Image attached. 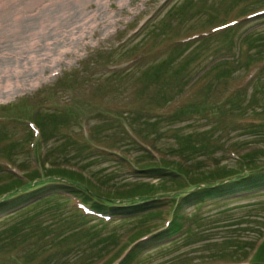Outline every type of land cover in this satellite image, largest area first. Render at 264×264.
Returning <instances> with one entry per match:
<instances>
[{"label":"rangeland","instance_id":"1","mask_svg":"<svg viewBox=\"0 0 264 264\" xmlns=\"http://www.w3.org/2000/svg\"><path fill=\"white\" fill-rule=\"evenodd\" d=\"M104 13L114 22L106 28L94 19ZM256 150H264V0H0V186L61 167L110 195L157 186L139 172L154 159L198 174ZM59 190L36 186L0 205V264L119 257L135 219L102 223ZM252 195L210 200L191 237L148 244L134 264H251L264 241V187Z\"/></svg>","mask_w":264,"mask_h":264},{"label":"trees","instance_id":"2","mask_svg":"<svg viewBox=\"0 0 264 264\" xmlns=\"http://www.w3.org/2000/svg\"><path fill=\"white\" fill-rule=\"evenodd\" d=\"M261 45L257 43L256 47L262 49ZM181 166L178 161L162 160L152 166L140 167V172L147 174L148 177L158 178L160 183L155 186L145 182H136L132 184L134 187L130 190L122 191L121 189L110 195L102 194L101 188L82 175L64 169L48 170L44 176L38 174V178L36 175L30 177L27 185L15 176L12 177V183L0 186V200H2L0 205L5 206L9 203L6 201L23 198L30 188L55 183L60 187L58 192L68 190L70 196L85 201L93 211L99 214H128L127 218L135 219L138 227L135 233L131 234L132 237L123 244L126 245L123 246L125 250L128 244H134L149 234L152 236L148 242L152 247L154 244L163 246L162 242L167 240L170 245L191 237L194 227L190 226V222L198 221L196 226L201 222L199 214L190 215L185 211L188 204L195 205L196 212H199L210 207L212 199H226L230 195L234 198H243L244 196L238 195L240 193L251 197L254 190L264 187V150L242 155L237 159L234 167L212 166L208 169H200L198 174L192 173L191 169H183ZM174 174L177 177H174ZM164 177H167V181H163ZM37 179L40 182L35 186L33 183ZM232 181L233 184L229 183ZM108 189L114 188L109 187ZM117 199H120L119 203L113 201ZM168 220L170 222L164 228ZM145 248L137 244L120 264L136 263ZM119 257L109 264L116 263ZM251 264H264V243L255 251Z\"/></svg>","mask_w":264,"mask_h":264},{"label":"bare ground","instance_id":"3","mask_svg":"<svg viewBox=\"0 0 264 264\" xmlns=\"http://www.w3.org/2000/svg\"><path fill=\"white\" fill-rule=\"evenodd\" d=\"M94 19L96 20V19H100L101 20V24L100 25H102V27L104 28H106V27H109V26H111L112 24H114V22H112L111 21V19H112V16L111 17H107L106 16V14L104 13L103 14V16H101V15H95L94 16ZM98 27V26H97ZM33 47V46H32ZM35 48V47H34ZM49 63V62H48Z\"/></svg>","mask_w":264,"mask_h":264}]
</instances>
